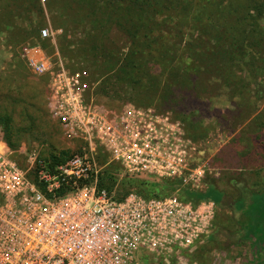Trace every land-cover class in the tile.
I'll return each mask as SVG.
<instances>
[{
    "label": "built area",
    "instance_id": "built-area-1",
    "mask_svg": "<svg viewBox=\"0 0 264 264\" xmlns=\"http://www.w3.org/2000/svg\"><path fill=\"white\" fill-rule=\"evenodd\" d=\"M37 35L53 42L48 29ZM30 48L18 55L44 83L45 110L71 153L50 165L21 150L23 169L0 135V264H188L186 251L211 233L212 200L98 188L115 164L117 178L205 189L212 168L183 123L152 107L104 106L86 70L68 69L57 51L29 58Z\"/></svg>",
    "mask_w": 264,
    "mask_h": 264
},
{
    "label": "rangeland",
    "instance_id": "rangeland-1",
    "mask_svg": "<svg viewBox=\"0 0 264 264\" xmlns=\"http://www.w3.org/2000/svg\"><path fill=\"white\" fill-rule=\"evenodd\" d=\"M261 16L258 23L264 30V13ZM88 23L85 12L75 9L72 1L65 7L64 0H0V135L23 169L25 162L19 153L21 150L49 161L51 155L67 159L71 147L48 116L44 107V83L31 72L27 60L19 57V47L29 45L31 48L25 56L36 59L34 49L44 54L57 51L63 35L75 34L74 31L81 35L82 27L87 28ZM42 29L51 32L53 41L45 39L48 41L43 43L44 47L36 44L37 34ZM119 35L111 29V39L121 46ZM247 49L248 54L241 60L232 61L225 86L217 70L212 68L211 75L201 74L193 81L192 94L197 93L195 97L199 103L188 101L191 108L183 107V110L177 107V102L188 98L182 91L174 92L169 104L161 107L173 113L156 111L182 122L193 138L203 161L212 168L204 179L206 188L193 191H207L217 204L222 199L229 205L241 192L245 196L264 192V52L260 50L255 55ZM64 63L68 69L72 67L66 59ZM79 66L85 68L83 63ZM93 75L99 77L98 73ZM95 84L99 88L101 81ZM103 90V95L97 91V100L107 107H136L135 104L145 102L127 84H121L120 89L110 86ZM106 167L119 169L115 164ZM183 193L179 188L170 194L184 196ZM232 224L233 219L225 210H216L210 237L214 236L220 245L226 246L228 227L232 228ZM214 253L204 246L186 251L185 258L188 264H202Z\"/></svg>",
    "mask_w": 264,
    "mask_h": 264
},
{
    "label": "trees",
    "instance_id": "trees-1",
    "mask_svg": "<svg viewBox=\"0 0 264 264\" xmlns=\"http://www.w3.org/2000/svg\"><path fill=\"white\" fill-rule=\"evenodd\" d=\"M70 1L75 9L85 12L89 25L82 27L81 35L76 31L63 35L56 48L58 54L71 63L70 70L83 63L85 68H80L89 73L92 82L101 81L99 88L97 84L94 87L96 96L97 91L103 95L106 87H132L136 96L145 100L136 107H152L172 114L161 107L169 104L174 92L182 91L188 99L180 102L182 106L178 100L177 107L189 109L188 101L199 103L197 93L192 94L195 78L211 75L214 68L225 86L232 61L248 54L247 48L255 55L260 50L264 52V30L258 23L264 13V0H64L65 7ZM112 28L120 34L121 46L111 39ZM37 38L36 44L44 47L48 40L38 35ZM49 158L43 160L50 165L66 160L53 155ZM114 171L109 167L100 173L98 188L114 190L116 198L123 197L129 189L144 197H163L180 188L184 196L177 195L179 199L211 200L207 191L189 190L176 180L117 178ZM261 208H253L255 218ZM253 224L257 226L258 220Z\"/></svg>",
    "mask_w": 264,
    "mask_h": 264
},
{
    "label": "crops",
    "instance_id": "crops-1",
    "mask_svg": "<svg viewBox=\"0 0 264 264\" xmlns=\"http://www.w3.org/2000/svg\"><path fill=\"white\" fill-rule=\"evenodd\" d=\"M34 51L38 58L40 56L39 50L34 49ZM215 206L216 210H225L227 215L233 219L234 224H232V228L228 227L229 234L226 238V246L220 245L214 236L210 237V233L205 240L193 248L194 250L196 248L202 249L205 246L215 251L212 256L209 255L208 259L205 258L202 264H264V192L249 194V196H245L241 192L233 197L229 205L224 204L221 199L219 204H215ZM255 207H262V212L258 214L257 218H255L253 210ZM214 219L215 214L212 225ZM256 220H258V225L254 226L253 223ZM213 244L216 246L213 247Z\"/></svg>",
    "mask_w": 264,
    "mask_h": 264
}]
</instances>
